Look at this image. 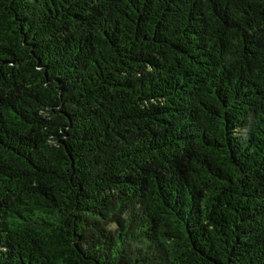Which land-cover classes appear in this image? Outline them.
Wrapping results in <instances>:
<instances>
[{
	"label": "trees",
	"instance_id": "obj_1",
	"mask_svg": "<svg viewBox=\"0 0 264 264\" xmlns=\"http://www.w3.org/2000/svg\"><path fill=\"white\" fill-rule=\"evenodd\" d=\"M0 264H264V0H0Z\"/></svg>",
	"mask_w": 264,
	"mask_h": 264
}]
</instances>
